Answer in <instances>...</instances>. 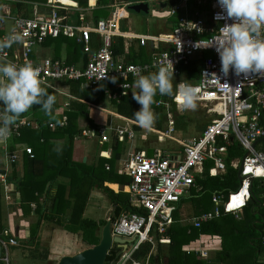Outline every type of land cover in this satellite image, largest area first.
<instances>
[{"label": "built area", "instance_id": "2783aa9c", "mask_svg": "<svg viewBox=\"0 0 264 264\" xmlns=\"http://www.w3.org/2000/svg\"><path fill=\"white\" fill-rule=\"evenodd\" d=\"M194 1L198 5H207L206 17H203L201 10L192 11L186 4H173L168 13L169 17L179 15L176 27L170 32L150 37L119 31L117 20L124 9L119 7V0L113 5L117 8L115 19L99 20L95 26L73 23L67 13L69 5L60 0H47L46 14L35 12L32 18H11L12 30L24 33L25 39L22 43L0 50V63H31L40 69L42 85L54 90L59 89L53 84L57 80L84 79L86 87H94L101 82H113L120 90H109L107 93L115 100L133 89L139 75L156 73L161 67L171 69L173 64V76H177L182 66L208 53L202 58L198 83L190 85L198 90L197 104L204 108L206 114L214 117L204 126L198 137L178 141L182 149L177 153L165 155L158 150L147 155L143 151H135L125 160L123 171L129 177L126 184L129 209L119 217L107 220L110 221L112 237L128 239L135 244L131 250L119 252L118 260L108 264H150V254L136 259L134 252L145 242H151L154 246L155 238L159 243L169 241L164 234L172 223L175 204L191 188L200 189L196 184V176L205 171V164L211 163L207 168L209 176L225 172V157L231 142L236 141L245 152H249L243 161L242 158L230 161V165L236 170L241 166L240 183L227 195L214 194L213 209L193 217L191 224L199 228L203 223L227 213L237 217V213L252 198L253 181L258 182L260 187L264 186V146H254L256 140L264 141V72L244 77L243 74L236 75L231 69L227 75L221 71L217 43L223 41V25L233 23L234 18L227 17L218 0ZM128 4L130 2L127 0ZM220 13H223L222 17H218L217 14ZM91 32L102 38L101 46L94 52L90 47ZM115 35H127L130 39H137L141 45L151 42L153 51L150 60L135 64L127 62L124 55H116L112 49V38ZM59 36L71 37L82 43L83 50L88 55L84 66L70 65L55 59H46L43 62H34L31 59L35 46L47 38ZM259 38L264 39V29H261ZM170 98L176 108L182 110L174 96ZM171 101L164 100L161 95L156 101L157 106L165 108L168 132L174 128ZM60 121L62 124L59 126H64L66 117L63 116ZM25 126L36 124L26 118H18L12 127L11 136L18 135L20 128ZM49 126L54 128L55 125L51 123ZM92 132L102 141H108L111 133L120 139L124 136L131 138L133 135L119 125H103L96 132L82 131L83 135H92ZM24 152L31 155L32 148L27 146ZM5 157V163L9 165L16 162L17 153L9 152ZM6 179L7 174L0 173V183L7 189ZM262 205L264 207V202ZM262 216L264 220V211ZM4 234L7 235V232ZM8 240L9 238H0L1 264H9L8 246L11 243ZM260 240L264 247V229ZM196 251L201 257L207 256L204 250ZM1 252L5 255L2 256Z\"/></svg>", "mask_w": 264, "mask_h": 264}, {"label": "crops", "instance_id": "0c3cea01", "mask_svg": "<svg viewBox=\"0 0 264 264\" xmlns=\"http://www.w3.org/2000/svg\"><path fill=\"white\" fill-rule=\"evenodd\" d=\"M60 1L66 4V0H60ZM117 1L118 0H86V5L82 6L80 5L79 2L75 0H71L73 5H69L70 7L67 13H68L69 19L73 23L74 22L77 24L84 23L90 26H95L99 20H108V19L112 20L111 12L112 10L117 9L115 6H113ZM156 1L165 3V6L160 7L162 9H164L165 7L169 9V7L173 4H181V5L186 4L189 9H192V11L201 10V14L203 15V17H206L207 15V8H208L207 5H204V6L198 5L196 4L194 0H188L186 2L184 0H177L175 3H172V4L169 3L171 0H156ZM209 1L210 0H208V2ZM46 2L47 0H0V17L3 18V19H0V39L2 36L7 35L11 32L12 27H13V22L11 18L20 17V16L32 18L34 17L35 12L46 14L48 12L47 11L48 7L46 6ZM119 4H120L119 7L127 9V0H119ZM124 9L121 10L119 18L117 20L118 28L120 32L122 33L132 32L134 34L148 35L150 37H154L155 35L161 33V32H147L148 29L145 31L142 30V31H136V32L127 30V21L122 20ZM99 10H101L100 13L97 12ZM102 12H104V14H102ZM6 16H9L10 18H7ZM124 16L127 18V14H125ZM178 16L179 15L177 14L174 17H171V16L166 17V18H170L169 20L165 21V25L163 26L166 32H170L172 31L174 27H176L177 22H178ZM113 19H115V17ZM159 29H157L156 31H158ZM119 37L122 38V51L121 52H118L115 49L117 39ZM73 40L77 44L81 45L82 53H84L86 57L85 59L79 58L76 62L70 63L68 60L71 58L73 52L71 51L72 48L71 49L68 48V45ZM101 44H102V38L97 33L91 32V36H90L91 51L94 52L98 50ZM112 49L116 55L126 56L127 62L135 63V64H143L150 60L151 54L153 51V44L151 42H147L145 45H141L137 39H130L127 35H115L112 38ZM206 55H208V53L202 54L200 58L192 59L188 65L182 66L180 68V74L172 77L174 94L177 90V87L182 83L183 84H197L198 83L199 69L201 66L202 58ZM131 58H133V61L131 60ZM31 59L34 62H39L40 60L43 62V60H46V59H55V60H61L65 62L66 64H70V65L84 66L88 60V55L84 52L82 43L78 42L77 40L71 37L59 36L55 38H47L45 39L43 43L35 46L33 49V54L31 55ZM192 64L195 66L198 72V80L196 82L194 81L193 76H190L188 74V70H187L188 69L187 67H189ZM68 82H76L80 85L81 88H93V87H86L84 85L85 83L84 79L57 80L53 84H55V86L59 88L58 90H54L52 88L42 85V87L48 88L49 90H51L54 93L53 95L57 97V102L53 106L54 116L58 120H61V118L65 116L66 124L64 126H59V124L56 123L55 119H50L48 116H46L44 112L42 111V108L29 109L27 111V114L25 113L19 118H26L31 123L36 124V126L22 127L20 128L18 135H12L8 142L4 144H0V169L4 170L3 172H0V173L7 174V179H6L7 189L4 187V184L0 183V186H2V189H3L2 190L3 206L6 207V215H5L7 218L6 231L11 233L10 235H14L15 232L18 234L20 231H23L24 233L28 231L30 233V226L38 222L39 225L37 229L39 228L42 229V235H45L44 240H48L49 236H51L52 242L49 245H52V246L49 249L50 254H49L48 261L51 263L53 262L52 259H55L54 264H56L59 258L65 254H70V255L75 254L77 243L84 245L83 246L84 248L93 246V245H88L87 243L82 241L80 232L79 233L69 232L57 224L56 219L60 217H62V219H60L61 221L68 220L69 214L71 212V206H72V201H73L72 198H69V197L64 198V200L68 199L70 201L69 204H65V206H62L64 209V213L62 212V207H61V212L59 214H55L50 210V207L48 204L45 205V202L48 201L49 196L58 190L57 188L58 183L65 184L62 191L64 193L66 192L67 194L68 192L74 190L73 188L74 186L70 183L71 176H73V182L75 184L78 172L82 170L83 172L89 173V175L93 177L92 179L93 187L90 190V193L87 199V204L83 212V217L95 220L97 222L100 220H105V223H106L107 218H110V219L117 218L124 212H127V210L129 209L128 203H127L129 196H128L127 189H126V184L129 181V177L123 171V165H124L125 160L128 159V156L132 152L143 151L147 155H152L156 151L159 150L165 155H171V154L177 153L178 151L182 149L180 143L178 142V141H181L180 139L175 138L173 136L163 135L165 133L163 131H160L158 127H157V130L155 129V131L159 133L158 141L156 142L149 140L148 136L141 135L140 133L139 135H137L135 126L140 127L137 124V122L117 112L116 104L120 103L124 95L133 94L132 93L133 91H136V92L139 91L135 86L133 87V89L127 91V94H124L120 99L115 100L111 98V96L107 93V91L112 90V91L117 92L120 89L116 87L113 82H104V83H109L108 87L105 89L104 97L100 99L98 104H93L73 94L71 92L70 84H68ZM159 97L160 95L157 92L155 101H157ZM161 97L166 101H171V98L168 95H161ZM74 102L83 104L84 111L82 114H79L78 116H72L70 119H68L69 113L78 112L76 109L77 107L75 106V104H73ZM152 107L155 112L154 114L156 116L157 126H158L159 121H161L162 123L161 129H163V126L166 129L167 118H166L165 108L163 106H157L156 102L152 105ZM2 108H3V105H0V109ZM157 108L162 109V114L160 116H158ZM182 111L184 110H178L174 102L171 101V113H172L174 126L176 124V117H177L176 113H180ZM41 117L43 118L42 120H41ZM69 120L73 121V123H75L78 126L81 132L79 135L75 136L74 140L72 141L69 157L68 159H66L68 165L66 164V166L64 167V169H62V171H59V169L57 170V173H58L57 174L58 176L56 177L57 183L56 184L52 183L49 190L47 189L48 191L45 192V195L44 194L39 195L37 202L36 201L31 202L29 206L21 208L20 207V195L18 191L16 190V186L15 184H13L12 181L9 182L8 179L10 177L12 178L15 172L16 174H18V176H21L23 174L24 162H25V156H26V153L24 152V148L27 146L31 147L32 154H34V156H36L38 159L40 160L42 159L44 162L48 163L49 166L51 167V165H53V162H56V159L58 162V155L55 158V155L53 154V152H50V149L51 148L53 149L56 146H59L61 144H65L66 135L62 136V133H55V132L50 131L45 134V136L48 137L47 140L49 141V143H47L46 138L43 137L44 140L43 138H40L39 141L32 139V141H34L32 146L27 141L16 142V139H18L21 136L23 128H30L32 130H36L37 128H39L40 123L42 122L44 126L48 125L50 129L54 130L56 128L66 127L69 123ZM51 123L55 125L54 128L49 126V124ZM103 125H115V126L119 125L131 131L133 135L131 138H128V136H124L123 138L120 139L118 137H115L111 133L108 141H102L101 138L98 135H94L93 132H92V135H83L82 133L83 130H90V131L96 132L98 128ZM33 135L36 136L37 133L35 132ZM164 137H167L168 138L167 141H172V144L174 142L177 146L175 147L174 145H170L167 147L166 145H163V143L166 141V140H163ZM86 138H89V139H86ZM142 138H144V140H141ZM115 139H117L118 141L116 148L113 147V143L115 142ZM257 144L264 146V141H260L256 143V145ZM9 152H16L17 160L16 162L8 165L5 163L6 161L5 155L6 153H9ZM236 158H242V157H236ZM50 167L48 168L49 170H51ZM77 168L80 169L78 172H77L78 170ZM6 169L8 170L7 172H6ZM224 173L225 172H223L222 174ZM203 175H208L206 168L202 174H198L196 177H202ZM220 175H217V176H220ZM239 183L240 181L238 180V185ZM98 184L109 188L114 194L119 195V201L124 200L126 206L125 204H121L119 201L115 202L106 192H104L98 186ZM237 187H235L234 189H236ZM257 187H260L259 183ZM200 190H201V187L199 190L193 187L185 195L189 197H196L198 196V194L201 193ZM223 195H226V194H223ZM213 196L214 194L211 195L210 197L211 206L209 208L207 207V208L199 210L196 213L194 212L192 216L187 218V220H181L179 219V217H177V211L180 210L184 199H187V197L184 198V195H183L181 200L175 204L174 210L172 211V223L170 224V227L164 234L165 236H167L169 241L166 243H161V244L167 245L168 247V244L170 243V237L168 236L167 233L169 232V229L172 226L175 228L186 227L187 233H190L192 232V230H199V228H201L202 225L206 223H209L211 221L221 220L223 217H226V216H233L235 220L239 221L238 223H239L240 230H243L244 225L243 223L241 224V221H243L244 217L246 216V210H248L246 209L247 206L250 205L252 202H248L247 205L241 211L237 213V217L234 214H228L225 216L224 214H222L220 217L214 220L203 223L199 228H196L191 224V219L193 217L198 216L203 212H207L213 209L214 207V202L212 199ZM106 199L108 200L109 207H106L108 210V215H106L107 210L103 213L105 216V219H104L103 216L100 214H97V212H98L99 207L105 203ZM11 205H14L18 211L19 210L21 211L18 214L20 219L18 220V222H15V225L13 224L12 219L10 217L11 216L10 213L12 209ZM258 206L259 207L256 209V211H254V215L256 216V213L258 214L256 216L257 217L256 223L260 225L261 223H264V220L262 219L264 207L262 204ZM249 211L250 209L248 210V212ZM44 218H48V219H44ZM47 223L57 226L52 229L53 232H51L50 229L48 230L46 226ZM104 225H102V227ZM12 227H14V229ZM102 227H99V233H98V230L96 232L97 234L100 235V237H101ZM263 229L264 227L262 228V231ZM238 230L239 229H235L236 233H238ZM42 239H43V236H42ZM125 240H126L125 243L127 245L126 248H124L122 245H118L117 243H112L110 250L113 248H116L115 250H117V253L112 259L107 260V257H106L104 264H108L109 262L114 261V260L117 261L119 258L117 254L119 252L121 253L122 251H129L128 244L131 242L128 239H125ZM154 240H155V244L153 247L155 248V246L157 245V241H156V238ZM207 241H209L210 243L209 244L206 243ZM59 244L61 246H59L58 249L56 250L52 249L53 246L59 245ZM154 248H153V252H154ZM220 249H221V237L217 235H210V234H199L197 237L192 238L189 241V243H186L181 247V250L185 251V253L189 255L190 254L195 255V253H197L196 250H204L207 256L206 257H201L200 255L199 256L201 259L208 260L209 264H234V263L236 264L237 263L234 260L231 261V259L230 261H225V262H224V259L222 258L219 259L216 256V252ZM109 251H108V254H109ZM151 253L152 251L148 254L151 255ZM257 254L258 256L262 255L264 259V252H259L257 248V251L255 252V256L253 257L254 262L255 261L257 262ZM1 255L4 256L5 255L4 252H1ZM227 256L230 257L231 255H227ZM8 257H9V264H11L9 252H8ZM145 257H142V258H145ZM149 261H150V258H149ZM263 261L264 260H262L261 263L257 262V264H264ZM150 264H151V261H150ZM155 264H159V263L156 262Z\"/></svg>", "mask_w": 264, "mask_h": 264}, {"label": "trees", "instance_id": "16d2710c", "mask_svg": "<svg viewBox=\"0 0 264 264\" xmlns=\"http://www.w3.org/2000/svg\"><path fill=\"white\" fill-rule=\"evenodd\" d=\"M80 3V5L84 6L86 5V0H75ZM177 0H171L169 3H175ZM66 4H73L71 0H66ZM18 5V4H17ZM101 12V10L97 11ZM68 48L71 49L72 56L68 60L70 63L76 62L79 58L85 59L84 53H82L81 45L77 44L74 40L71 41L68 45ZM116 51L121 52L122 51V38L119 37L117 39ZM133 61V58H131ZM188 69V74L190 76H193L194 81L196 82L198 80V72L195 68V66L192 64ZM70 84V89L73 94H75L77 97L84 99L90 103L98 104L100 99L104 97L105 89L108 87L109 83H100L99 85L93 87V88H81L80 85L76 82H68ZM46 91L53 95L54 93L49 90L48 88H45ZM156 98V96H155ZM75 106L77 107V113H69L68 119H70L72 116H78L79 114L83 113V104H79L74 102ZM40 109V105H33L31 109ZM117 112L121 115H124L132 120H135L134 113L140 109V105L132 98V94L124 95L121 99L120 103L116 104ZM158 116L162 114V109L157 108ZM25 114V113H24ZM22 114V115H24ZM27 114V112H26ZM43 118L41 117V120ZM136 121V120H135ZM158 129L162 128V123L159 121L158 123ZM139 127L135 126V129H138ZM55 132V133H62V136L66 135V143L61 144L59 146H56L55 148H51L50 152H53L55 155V158L58 155V162L56 159V162H53V165L51 167L48 163L44 162L42 159H38L34 154H26L25 156V162H24V171L21 176H18L16 172L14 173V176L9 178V182H13L16 186V190L18 191L20 195V207L24 208L26 206H29L31 202L38 201L39 195L44 194L45 192L49 190L52 183H57L56 177L58 176L57 170L62 171L64 167L67 164L66 159L69 157L70 148L72 141L74 140L75 136L79 135L81 130L78 128V126L73 123V121L69 120V123L64 128H56L54 130L50 129L48 125H45L41 122L39 128L36 130H32L30 128H23L21 136L16 139V142L21 141H27L30 143V145H33L32 139H35L39 141L40 138L45 137L46 142L49 143L47 140L48 137L45 136L47 132ZM33 132V133H31ZM37 133L36 136H34V133ZM44 140V138H43ZM118 144L117 139H115V142L113 143V147L116 148ZM49 146V145H47ZM59 149V150H57ZM34 150V148H33ZM243 148L236 142L233 141L228 147V154L225 157V163H226V170L225 173L220 176H208L203 175L202 177H196V184L201 187L200 192L201 193H210L213 194H228L229 191L234 190L235 187L238 185L237 180V170L233 169L230 166V161L233 158L236 157H242L244 154ZM211 163H207L205 165V168L207 169L210 166ZM68 165V164H67ZM51 168L49 170L48 168ZM77 172L80 170L77 168ZM3 169H0V172H3ZM68 172V171H67ZM75 173V171H74ZM71 178V184L74 186V190L64 193L62 189L64 188L63 183H58L57 188L58 190L51 194L49 196V199L47 202H45V205H49L50 210L55 213L59 214L61 212V207L65 206V204H69V200L65 199V197L72 198V206H71V212L69 214V218L67 221H61L62 217L56 219L57 224L62 227L63 229L72 232V233H81V239L83 242L87 243L88 245H95L100 240V235L97 234V230L99 233V227L101 225L105 224V220L95 221L92 219L84 218L83 212L85 210L87 199L90 193L92 186V179L93 177L89 175V173L83 172L82 170L78 172L76 183L73 182V176ZM94 181V180H93ZM95 185V184H93ZM258 183L256 181H253L252 187H251V194H252V203L247 206L246 209V216L244 217L243 221H241V224L243 223L245 234L249 239V242L253 245H256L255 248H253L252 253V260L255 256V252L257 251V248L259 252H264V247L261 245L260 235L262 232V228L264 227V223H261L260 225L256 223L257 219V213L256 216L254 215V211L259 207L258 205L262 204L264 201V187H257ZM98 186L106 192L115 202L119 201V195L114 194L109 188L98 184ZM48 189V190H47ZM2 186H0V238L7 239L10 237V234L8 231H6L7 228V218L4 217L3 214V192H2ZM193 191V190H192ZM49 194V193H48ZM121 204H125L124 200L119 201ZM126 206V204H125ZM62 212L64 213V209L62 207ZM224 214L225 215H228ZM48 217V216H47ZM49 218V217H48ZM44 218V219H48ZM52 218V217H51ZM50 219V218H49ZM260 219V218H259ZM53 220V219H52ZM260 221V220H259ZM239 221L235 220L233 216H226L223 217L221 220L218 221H211L209 223H206L202 225L199 230H192V232L187 233L186 227H171L169 229V232L167 233L170 237V243L168 244L169 253L167 256L162 255L161 246L163 244L157 242L158 250L153 252V245L151 242H145L139 246V248L134 252L135 258H142L145 257L148 253H151L150 255V261L151 264H155L158 262L159 264H203L202 259L200 258L198 252L194 254H186L185 251L181 250V247L189 243V241L197 237L199 234H210V235H217L221 237V249L216 252V256L219 259H224V256L230 255V252L232 249L236 250L237 240L239 239V234L243 232L239 228ZM260 223V222H259ZM38 222L30 226L31 229V238L32 239L35 235V232L38 228ZM14 226V225H13ZM14 229V227H12ZM12 229V230H13ZM235 229H239L238 233H236ZM14 231V230H13ZM7 232V235L4 233ZM14 233V232H13ZM16 233V232H15ZM30 235V233H29ZM236 244V245H234ZM116 248L111 249L113 252H115ZM117 253V252H116ZM116 253H112L107 255V260L114 258ZM194 259V261L189 260L190 258ZM1 264V263H0ZM209 264V263H207ZM251 264H257V262H251Z\"/></svg>", "mask_w": 264, "mask_h": 264}, {"label": "clouds", "instance_id": "9594fccd", "mask_svg": "<svg viewBox=\"0 0 264 264\" xmlns=\"http://www.w3.org/2000/svg\"><path fill=\"white\" fill-rule=\"evenodd\" d=\"M218 3L228 18H234L233 23L223 25V41L217 43L221 71L227 75L231 69L244 77L264 72V39L259 38L264 29V0H218ZM217 15L222 17L223 13ZM24 39V33L13 29L0 39V50L22 43ZM173 75L172 64L171 69L161 67L158 72L139 75L135 80L139 91H133L132 98L141 107L134 113V118L140 127L150 129L154 125L156 116L152 105L156 102L157 92L174 96L182 110L196 109L198 90L190 84H180L174 94ZM42 84L40 69L31 63H0V105H3L0 109V144L9 141L17 119L33 105H40L46 116L62 124L53 111L57 97L49 94Z\"/></svg>", "mask_w": 264, "mask_h": 264}, {"label": "rangeland", "instance_id": "374dc122", "mask_svg": "<svg viewBox=\"0 0 264 264\" xmlns=\"http://www.w3.org/2000/svg\"><path fill=\"white\" fill-rule=\"evenodd\" d=\"M150 7H151V14H144L142 12L135 13L125 8L122 20L127 21V30L136 32L142 30L145 31L148 29L147 32H161V33L166 32L163 26L165 25V21L170 19V18H166L169 17L168 8H164V9L160 8V6L157 4L156 1H151ZM102 14H104V12H102ZM125 14H127V18L124 16ZM115 16H116V9L112 10L111 12L112 20H114L113 18ZM157 29L159 30L156 31ZM152 110L154 112L153 107ZM176 116H177L176 124L172 132H168L167 131L168 127H166L165 129L164 126L163 129H159V130L163 131L164 133H168L167 136H173L180 140L198 137L203 127L210 121L212 117H214L213 115L206 114L204 108L201 107L199 104H197L196 109L184 110L180 113H176ZM155 129L157 130V120H155L154 125L150 129H144L142 127L141 128L139 127V129H136V134L139 135L140 133L141 135L148 136L149 140L156 142L158 141L159 133L155 131ZM141 140H144V138H142ZM163 140H166L163 143V145H166L167 147L170 145H174L175 147L177 146L174 142L172 144V141H167L168 140L167 137H164ZM186 197L187 199H184L180 210L177 211V217H179V219L181 220H187V218L192 216L194 212L196 213L201 209L207 207L209 208L211 206V200H210L211 194L208 192L200 193L196 197H189L187 195H184V198ZM106 207H109L107 199L105 203L99 207L97 212V214L102 215L104 219L105 216L103 213L107 210ZM11 208L12 209H11L10 217L12 219L13 224L15 225V222H18V220L20 219L18 214L21 211L20 210L18 211L14 205H11ZM3 214L5 217L6 215L5 206H3ZM106 215H108V210L106 211ZM46 226L48 230L49 229L51 230V232H53L52 231L53 228L57 227L50 223H47ZM100 227H102V225ZM30 236H31V229H30V235L28 231H26V233L20 231L18 234L14 233V235H10L8 242L10 241L11 244L8 246V252H9L11 264H54L55 259H52L53 262L51 263L48 261L50 254L49 249L52 246L49 245L52 242L51 236H49L48 238L49 242L48 240H44L45 235H42L41 228L36 230L35 235L32 239H30L31 238ZM209 241H207L206 243L209 244L210 243ZM134 244L135 242L129 243L128 250L132 249ZM76 245H75L76 253L82 251L85 248H88V247L84 248L83 247L84 245L80 243H77ZM237 245L238 247H236V250L235 249L231 250L230 257L224 256V262L230 261V259L231 261L233 260L236 261L238 264H251V262H254L252 260V253H253V248H255L256 245H253L252 243L249 242V239L245 234V230H243V232L239 234ZM59 246L61 245L60 244L55 245L53 246L52 249L56 250L59 248ZM157 250H158V246H155L154 252ZM161 250H162V255L164 256L168 255L169 248L167 247V245H162ZM114 251L115 252H113V250L112 251L110 250V254L112 253L115 254L117 252V250ZM189 260L194 261L193 257L190 258ZM262 260H264L263 256L262 255L258 256L257 254V262L261 263ZM202 263L207 264L209 262L208 260L202 259Z\"/></svg>", "mask_w": 264, "mask_h": 264}, {"label": "water", "instance_id": "95a60500", "mask_svg": "<svg viewBox=\"0 0 264 264\" xmlns=\"http://www.w3.org/2000/svg\"><path fill=\"white\" fill-rule=\"evenodd\" d=\"M130 4L127 5V9L130 11H133L135 13H144V14H151V7L150 2L156 1V0H129ZM158 2V1H156ZM157 4L160 5V7L165 6L164 2H158ZM261 140H256L254 142V146L256 143L260 142ZM248 151L244 153L242 156V161L245 159V157L248 155ZM240 168L237 171V178L240 181ZM249 202H252V198L249 200ZM110 221L107 220L105 225L102 227L101 230V237L97 244L85 248L82 251L76 253V254H65L59 258L56 264H104L108 251L111 248L112 243H117L118 245H122L124 248H126V240L122 239L118 236H111L110 230Z\"/></svg>", "mask_w": 264, "mask_h": 264}, {"label": "bare ground", "instance_id": "6f19581e", "mask_svg": "<svg viewBox=\"0 0 264 264\" xmlns=\"http://www.w3.org/2000/svg\"><path fill=\"white\" fill-rule=\"evenodd\" d=\"M64 4V3H63ZM66 5H73V4H66ZM216 109H218V106L216 107Z\"/></svg>", "mask_w": 264, "mask_h": 264}, {"label": "flooded vegetation", "instance_id": "af4514ba", "mask_svg": "<svg viewBox=\"0 0 264 264\" xmlns=\"http://www.w3.org/2000/svg\"><path fill=\"white\" fill-rule=\"evenodd\" d=\"M166 8V7H165Z\"/></svg>", "mask_w": 264, "mask_h": 264}]
</instances>
